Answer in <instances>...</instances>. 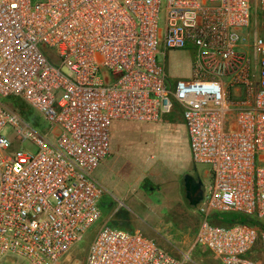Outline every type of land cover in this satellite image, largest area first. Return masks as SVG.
<instances>
[{
    "label": "built area",
    "instance_id": "built-area-1",
    "mask_svg": "<svg viewBox=\"0 0 264 264\" xmlns=\"http://www.w3.org/2000/svg\"><path fill=\"white\" fill-rule=\"evenodd\" d=\"M179 51L191 55L187 79L167 75L166 54ZM175 111L210 177L194 246L220 264H264V0H0V264H68L101 217L94 174L112 123ZM6 129L34 152L12 147ZM188 262L103 224L81 264Z\"/></svg>",
    "mask_w": 264,
    "mask_h": 264
},
{
    "label": "rangeland",
    "instance_id": "rangeland-1",
    "mask_svg": "<svg viewBox=\"0 0 264 264\" xmlns=\"http://www.w3.org/2000/svg\"><path fill=\"white\" fill-rule=\"evenodd\" d=\"M159 25L161 28V22ZM255 30L251 9L248 36ZM165 61L169 78L189 77L191 62L189 52H168ZM253 82L255 83V79ZM2 103L14 110L21 120L38 134L43 135L47 132V127L39 116L19 99L5 100ZM5 132L13 140L12 147L34 152V147L29 141H17L11 129H6ZM122 136L127 141L123 154L128 161V167L125 166L123 170ZM206 172V167L191 162L186 131L177 111L157 124L121 120L113 122L110 128L109 154L94 174L103 193L98 202L101 217L89 229L83 240L70 251L68 264H81L89 243L106 218L116 208L122 212V177L137 181L145 197L151 201L152 207L170 208L171 212L167 217V212L163 210L156 211L153 215L149 212L146 202L140 201L136 206L141 227L170 256L180 259L182 254H186L189 256L188 264H220L204 248L193 247L189 250L181 244V240L190 234L185 228L197 227L195 207H191L185 200L183 180L188 175L197 176L204 189L210 178ZM218 217L228 221L231 215L224 214ZM259 224L264 227V219ZM186 225L187 227H184ZM110 226L111 223L108 227Z\"/></svg>",
    "mask_w": 264,
    "mask_h": 264
},
{
    "label": "crops",
    "instance_id": "crops-1",
    "mask_svg": "<svg viewBox=\"0 0 264 264\" xmlns=\"http://www.w3.org/2000/svg\"><path fill=\"white\" fill-rule=\"evenodd\" d=\"M126 145H127V141H125L124 136H122V170L124 169L125 166L128 167V161L125 159V155L123 154V151L127 147ZM104 161L102 163H104ZM97 170L95 171V174H96ZM208 179L210 181V178H208ZM140 201L147 203V207L150 210L149 212H151L153 215H155L156 211H162L163 210V211L167 212V217H168V215L171 212L169 207L168 208L163 207V206H157L156 208L152 207L153 205H152L151 201H149L145 197L143 191L138 186L137 181H135L134 179H128V178L122 177V212L120 213L117 208L114 209L111 212V214L106 218V220L103 222V224L109 226V224L111 223L110 227H112V228H117L119 230H122L125 232H130V233L139 232L144 237L151 238L146 234L147 231L141 227V225L139 224V221H138L139 220V214L137 213L136 206ZM194 212L196 213L195 209H194ZM161 216H163V215H160V217ZM196 219H197V227H198V215H197ZM186 224H187V221H186ZM184 227H187V225ZM197 227L195 229H192L189 227L185 228V230H188L190 232V234L181 240V244L185 245V247L188 248L189 250L192 249L193 247H195L193 240H194V236H195Z\"/></svg>",
    "mask_w": 264,
    "mask_h": 264
},
{
    "label": "water",
    "instance_id": "water-1",
    "mask_svg": "<svg viewBox=\"0 0 264 264\" xmlns=\"http://www.w3.org/2000/svg\"><path fill=\"white\" fill-rule=\"evenodd\" d=\"M183 186L186 192V198H188V196L194 195L198 190H200L202 186V182L200 180L196 182L192 176L188 175L183 180ZM198 195L199 196L197 200L189 204L191 207H196L198 203L200 202L201 197H202V192L199 191Z\"/></svg>",
    "mask_w": 264,
    "mask_h": 264
},
{
    "label": "trees",
    "instance_id": "trees-1",
    "mask_svg": "<svg viewBox=\"0 0 264 264\" xmlns=\"http://www.w3.org/2000/svg\"><path fill=\"white\" fill-rule=\"evenodd\" d=\"M222 220V219H221ZM225 224H232V223H246L250 225H255L256 223L252 219L243 218L237 215H231L228 221L222 220Z\"/></svg>",
    "mask_w": 264,
    "mask_h": 264
},
{
    "label": "flooded vegetation",
    "instance_id": "flooded-vegetation-1",
    "mask_svg": "<svg viewBox=\"0 0 264 264\" xmlns=\"http://www.w3.org/2000/svg\"><path fill=\"white\" fill-rule=\"evenodd\" d=\"M194 179H195V181L197 182L198 180H200L197 176H192ZM199 191H201L202 192V194H203V187L201 186V188H200V190H198L194 195H190V196H188V198H186V192H185V190H184V193H185V200L188 202V204H190V203H192V202H195L196 200H197V198H198V193H199Z\"/></svg>",
    "mask_w": 264,
    "mask_h": 264
}]
</instances>
